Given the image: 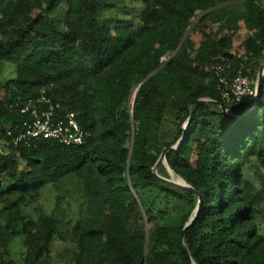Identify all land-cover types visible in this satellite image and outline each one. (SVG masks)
<instances>
[{"label":"trees","instance_id":"1","mask_svg":"<svg viewBox=\"0 0 264 264\" xmlns=\"http://www.w3.org/2000/svg\"><path fill=\"white\" fill-rule=\"evenodd\" d=\"M219 57L257 81L264 0H0V123L44 90L84 131L14 146L0 129V264H52L53 242L61 264H264V76L255 102H225Z\"/></svg>","mask_w":264,"mask_h":264},{"label":"built area","instance_id":"2","mask_svg":"<svg viewBox=\"0 0 264 264\" xmlns=\"http://www.w3.org/2000/svg\"><path fill=\"white\" fill-rule=\"evenodd\" d=\"M210 69L217 77L220 95L225 102H240L246 96H255L257 82L253 84L243 70L238 69L232 77L227 78L225 58H217ZM20 112L27 118L22 120L17 131L0 123V129L14 146L21 143L30 146L38 139L55 140L65 146L83 142L84 131L77 122L76 114L72 111L61 113L59 103L46 96L44 90L37 96L27 98Z\"/></svg>","mask_w":264,"mask_h":264},{"label":"rangeland","instance_id":"3","mask_svg":"<svg viewBox=\"0 0 264 264\" xmlns=\"http://www.w3.org/2000/svg\"><path fill=\"white\" fill-rule=\"evenodd\" d=\"M248 31L243 27V25L241 24V28L237 31V33L234 36V40H233V48H232V52H239L238 54H240V52L242 51V47H241V42L242 40L245 38V36L247 35ZM192 39L195 41H198L200 39V36L198 33H194L192 34ZM0 77H4V78H10V77H15V68L14 65L11 62L5 61V60H0ZM8 143L3 140L0 137V152H6L8 150ZM173 181H177L178 179L173 178ZM53 195L51 194H42L41 199L38 200L37 205L38 206H45L51 199H52ZM13 247H15V250H20V248L17 247V245H13ZM14 249H12L14 255H16V251ZM63 246L58 243V242H53L51 245V257H52V264H61L62 261L60 260L63 257ZM62 255V256H61Z\"/></svg>","mask_w":264,"mask_h":264},{"label":"water","instance_id":"4","mask_svg":"<svg viewBox=\"0 0 264 264\" xmlns=\"http://www.w3.org/2000/svg\"><path fill=\"white\" fill-rule=\"evenodd\" d=\"M213 8H214V7H213ZM213 8H210V9H208L207 11H205L204 13H202V14L199 16V18L202 17L204 14H206L208 11H211ZM197 19H198V18H197ZM190 27H191V26H190ZM190 27H188V29L186 30V33L189 31ZM186 33H185V35H186ZM174 52H175V51H174ZM174 52H173V54H174ZM173 54H172V55H173ZM172 55H171V56H172ZM171 56H170V57H171ZM263 76H264V63L262 64V66H261V68H260V70H259V72H258L257 81H256V82H257V84H256V94H255V96H254V102L256 101L257 96H258V94H259L260 86H261V81H262ZM146 77H147V76H146ZM134 88H135V92H136L137 86H135ZM134 95H135V94H134ZM134 95H133V97H134ZM133 97H132V99H131V96H130V98H129V102H128V110H129L130 113H131V110H132ZM196 102H197V103H203V102H216V101H212V100H210V99H198ZM216 103L219 104V105L221 106L223 112L228 113L227 110H225V109L222 107V105H221L220 102H216ZM131 143H132V142H131ZM164 150H165V149L162 150L158 162L161 161L162 158L164 157ZM158 162H157V163H158ZM153 171L155 172V168L153 169ZM170 182H172L173 184H176V185L182 186V187H186V188H188L189 190H193V191H194V189L191 188L189 185H187L183 180H181V181H173V180H170ZM188 224H189V222H187V223L185 224V227H186Z\"/></svg>","mask_w":264,"mask_h":264},{"label":"bare ground","instance_id":"5","mask_svg":"<svg viewBox=\"0 0 264 264\" xmlns=\"http://www.w3.org/2000/svg\"><path fill=\"white\" fill-rule=\"evenodd\" d=\"M132 94H134V91H133V93Z\"/></svg>","mask_w":264,"mask_h":264},{"label":"crops","instance_id":"6","mask_svg":"<svg viewBox=\"0 0 264 264\" xmlns=\"http://www.w3.org/2000/svg\"><path fill=\"white\" fill-rule=\"evenodd\" d=\"M1 63V62H0ZM3 74V73H2ZM10 78H12V77H10Z\"/></svg>","mask_w":264,"mask_h":264}]
</instances>
